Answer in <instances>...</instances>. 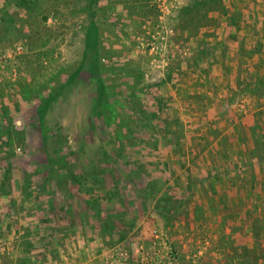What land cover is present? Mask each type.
<instances>
[{"label":"rangeland","instance_id":"rangeland-1","mask_svg":"<svg viewBox=\"0 0 264 264\" xmlns=\"http://www.w3.org/2000/svg\"><path fill=\"white\" fill-rule=\"evenodd\" d=\"M243 1L0 0V264H264Z\"/></svg>","mask_w":264,"mask_h":264},{"label":"crops","instance_id":"crops-1","mask_svg":"<svg viewBox=\"0 0 264 264\" xmlns=\"http://www.w3.org/2000/svg\"><path fill=\"white\" fill-rule=\"evenodd\" d=\"M240 1L245 3V1H243V0H240ZM252 1L254 3L255 8L250 9L249 11H250V14L254 17V20L258 19V22L252 23V29L250 30V27H248L246 25V23H243V19H242V21H239V22H237V19H235V23H236L237 27H236V30L233 31L234 34L230 35L229 38L234 39L236 37V39L240 40V43L238 42V40L235 42L234 47L236 48V50H235V56L234 57H235V59L241 58V61L243 62V64H245L248 67H250L251 69L255 70L256 73H250V74L248 73L249 69L246 68V70H242V72H244V71L246 72V75H249L248 78L246 76V79H245L246 82L244 81V84L251 83L250 84V86H251L250 90H255V88H257V83L262 84V79H263V75H264V52H263V48H264V0H252ZM242 7H243V5H242ZM241 8H240V10H241ZM255 25H258V27H257L258 33H257L256 37H254L252 35V33H255L253 30V27H255ZM237 36L239 38H237ZM257 44H259V45L257 46ZM262 45H263V47H261ZM245 46H247L250 50H251V46H252L253 50L255 47H260V48L256 51L251 50L250 52L253 53V56H249V58H247V57H243V54L245 53V48H246ZM255 53H256V56H254ZM229 58H231V57H227V59H229ZM244 60H245V62H244ZM230 62H231V60H230ZM251 66H253V67H251ZM257 69H259V71H256ZM241 80H243L242 77L237 76L236 81H235V84H236L235 87H237V86L240 87V85H242L243 82H241Z\"/></svg>","mask_w":264,"mask_h":264},{"label":"trees","instance_id":"trees-1","mask_svg":"<svg viewBox=\"0 0 264 264\" xmlns=\"http://www.w3.org/2000/svg\"><path fill=\"white\" fill-rule=\"evenodd\" d=\"M261 82V81H260ZM262 84H263V82H262ZM8 129L5 131V130H0V139H2L3 137H9L10 136V134H11V131H8L10 128L9 127H7ZM257 152L258 151H261V149L259 148L258 150L257 149H255ZM7 174H9L8 172H7ZM62 175V174H61ZM61 175H59V177L61 176ZM215 175V174H214ZM212 176L213 175H211L210 177L212 178ZM62 177H63V175H62ZM6 179H9V177H6ZM6 181H8V180H6ZM6 181H4V185L3 186H5V182ZM83 183L84 182H82V183H80L81 184V186H83ZM2 186V187H3ZM2 190H3V188H2ZM85 193H89L90 194V191H86ZM7 192H5V195L7 196ZM87 196H89L88 194H86ZM2 196H3V194H2ZM107 199L108 200H111V198H112V195H111V193L110 192H108L107 193ZM264 204V203H263ZM87 205L90 207V208H92V210H95V207L93 206V203H92V201H90V200H88V202H87ZM180 205L178 204V203H176V205H174L171 209H170V212L171 213H169L168 215H166V217H167V219L169 220L170 218H171V216L172 215H174V214H176V211L178 210V208H179V210H180ZM9 208H11V206L9 207ZM158 210H160V207H158ZM98 214H99V212H97ZM94 214L96 215V211L94 212ZM263 220H264V217L262 218ZM263 224V223H262ZM104 226H105V229L107 230V228H109V230H112V231H114V230H117V225L116 224H114L113 223V220L111 219V218H108L107 220H106V222H104V224H103ZM117 233H119L120 232V230H118V231H116ZM121 239H123V237H121Z\"/></svg>","mask_w":264,"mask_h":264}]
</instances>
